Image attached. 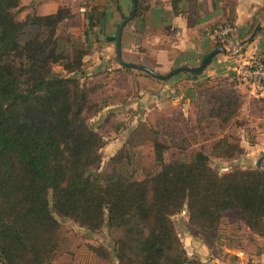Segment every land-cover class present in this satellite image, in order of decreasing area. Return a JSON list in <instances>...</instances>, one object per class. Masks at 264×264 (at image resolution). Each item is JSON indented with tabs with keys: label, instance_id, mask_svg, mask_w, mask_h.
I'll return each instance as SVG.
<instances>
[{
	"label": "trees",
	"instance_id": "16d2710c",
	"mask_svg": "<svg viewBox=\"0 0 264 264\" xmlns=\"http://www.w3.org/2000/svg\"><path fill=\"white\" fill-rule=\"evenodd\" d=\"M136 3L134 17L143 18L147 0ZM235 5L236 0H225L226 21L211 26L210 33L233 29ZM23 7L22 0H0V264H51L60 245L57 217L93 232L104 226L118 229V264L194 263L173 220L183 211L190 229L201 231L214 229L225 211L235 209L253 234L264 235V168H232L220 174L210 164L209 152L216 147L225 158L242 151L213 132L215 126H228L242 107L232 80L230 91L208 88L200 95L197 107L205 109L193 130L204 133L201 123L208 119L211 133L194 142L198 147L190 160L166 161L169 146L155 136V172L136 177L127 166L131 155L126 145L100 172L104 138L89 120L101 110L97 96L102 85L79 76L90 52L87 30L84 39L68 32L70 7L45 15L27 13L20 20ZM97 9L87 6L88 27L103 19ZM262 12L264 8L252 18L250 33ZM230 39L231 34L215 35L216 48ZM151 69L166 74L174 68ZM92 250L105 257L100 249Z\"/></svg>",
	"mask_w": 264,
	"mask_h": 264
},
{
	"label": "crops",
	"instance_id": "0c3cea01",
	"mask_svg": "<svg viewBox=\"0 0 264 264\" xmlns=\"http://www.w3.org/2000/svg\"><path fill=\"white\" fill-rule=\"evenodd\" d=\"M76 1L48 0L40 3L39 0H33L36 4L33 13L45 15L54 13L59 7L71 8L72 17L65 21L66 29L81 39H84L85 30L88 34L87 48L90 52L84 56L79 76L81 80L102 85L97 97L99 94L103 97L100 101L98 99L101 110L96 116L103 124L110 118L123 119L124 127L123 124L118 125L120 132L134 125L139 118L133 110L124 108L148 109L154 105L158 108H175L180 112L187 108H198L200 95L204 91L230 86V76L241 62L254 54L264 56V24L249 44L238 46L240 41L250 36L252 18L264 8V0H236L231 39L223 46L231 51L230 54L215 55L209 65L195 76L167 82L147 76L139 70H123L116 58V34L124 16L132 12L131 0ZM224 2L175 0L174 4L172 0H147L145 16L133 17L123 29V60L161 71L198 66L216 48L215 36L209 30L214 24L226 21ZM52 4L54 7L49 10ZM87 6H96L104 15L101 22L93 27H88ZM257 18V23L263 22L264 12ZM233 89L244 104L245 97H253L259 105H264V89L255 90L246 84L235 85ZM242 130L243 140L239 142L242 154L237 162L238 168H264V110L255 116L250 131ZM230 211L236 210L225 211L219 225L209 232L193 229L178 232L188 257L194 261L192 264H264V235L253 234L243 222L242 215L239 214L238 219L230 218Z\"/></svg>",
	"mask_w": 264,
	"mask_h": 264
},
{
	"label": "rangeland",
	"instance_id": "374dc122",
	"mask_svg": "<svg viewBox=\"0 0 264 264\" xmlns=\"http://www.w3.org/2000/svg\"><path fill=\"white\" fill-rule=\"evenodd\" d=\"M46 1L48 0H39L40 3ZM24 2V7L18 14V19L20 20L24 19L27 13L31 14L36 11V8H34L36 4L33 3V0H24ZM78 2H82V0H77L75 3ZM53 4L49 7V10L54 7L55 4ZM65 27L67 28L66 24ZM28 33H33V30H30ZM54 69L60 71L61 67L54 66ZM185 76L190 77L189 74L179 73L170 78V80L181 81ZM222 89L230 91L232 87L224 85ZM97 99L99 101L103 99L101 94H99V98ZM244 99L245 104L242 101L243 106L237 109L228 126L223 129L215 126L213 130L217 135L227 137L231 144H239L243 140L242 129L250 131L252 123L255 121V116L259 111L264 110V105H259L253 97H245ZM124 109L127 111L133 110L135 116L137 113L139 118L134 125L122 129L121 132L119 131L120 128L118 125L123 124L122 127H124V121H121L123 119L117 120L110 118L108 122L103 124L101 119L95 115V117L89 120L90 125L97 129L104 138L103 142L105 144L99 149L100 161L97 170L100 172L108 169L109 158L121 146L126 145L131 155V163L127 166L133 171L136 177L141 178L146 172H155L158 169L154 161L152 147V139L155 136L169 146V149L164 152L166 161H188L191 159L193 151L198 147V144L194 145V142L196 140L202 142L211 133L210 129H206L209 122L208 119L201 123L202 127L205 128L204 133L200 130H193L197 118L202 116V111L205 108H187L186 111H183L184 113L175 108H158L154 105L148 109ZM212 120L215 122L218 119L212 118ZM122 140H125V142L123 143ZM220 150L221 148L216 147L215 150L209 152L211 166L220 174L232 168H238L239 165L237 162L241 157L242 151L235 158H225L220 155ZM228 215L230 218H239V212L237 210L230 211ZM57 219L60 224L58 230L60 245L51 264H118L115 257V242L121 236L118 229L104 226L100 230L93 232L85 227L79 226L68 218L57 217ZM173 220L178 232L184 233L190 231L186 211L173 217ZM201 231L209 232L210 230ZM92 247L100 249L105 257L98 256L92 250Z\"/></svg>",
	"mask_w": 264,
	"mask_h": 264
},
{
	"label": "water",
	"instance_id": "95a60500",
	"mask_svg": "<svg viewBox=\"0 0 264 264\" xmlns=\"http://www.w3.org/2000/svg\"><path fill=\"white\" fill-rule=\"evenodd\" d=\"M131 1H132V12L125 19L122 20V22L119 25L117 34H116V41H115V43H116V58H117V60L121 66L145 72V73L149 74L150 76L157 78L159 80H168V79L172 78L173 76H175L181 72H189V73L202 72L209 65V63L212 61V59L214 58L215 55H217L219 53H224V54H230L231 53V51L227 50V48H225V47H218V48H215L214 50H212L209 54H207L202 59L201 63L198 66H196V67H188V66L177 67V68H174L173 70H171L170 72H168L166 74H160V73L152 70L151 68H149L143 64H140V63H131V62L124 61L122 58V54H121L122 33H123V29H124L126 23L133 19L135 12H136V9H137L136 0H131ZM262 24H264V20H263V22H258L257 25L255 26L254 30L251 32L250 36L248 38L240 41L238 46H244L246 44H249L254 39L257 32L261 29Z\"/></svg>",
	"mask_w": 264,
	"mask_h": 264
},
{
	"label": "built area",
	"instance_id": "2783aa9c",
	"mask_svg": "<svg viewBox=\"0 0 264 264\" xmlns=\"http://www.w3.org/2000/svg\"><path fill=\"white\" fill-rule=\"evenodd\" d=\"M233 29L229 26L221 27L212 34L218 37H224L232 33ZM231 80L236 84H246L253 87L255 90L264 89V60L258 54H254L252 57L244 62H241L233 71L230 76Z\"/></svg>",
	"mask_w": 264,
	"mask_h": 264
}]
</instances>
